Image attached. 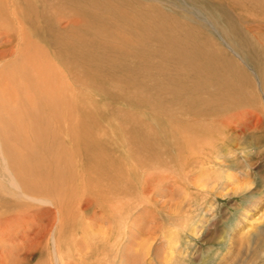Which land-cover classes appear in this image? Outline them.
<instances>
[{
    "label": "bare ground",
    "instance_id": "bare-ground-1",
    "mask_svg": "<svg viewBox=\"0 0 264 264\" xmlns=\"http://www.w3.org/2000/svg\"><path fill=\"white\" fill-rule=\"evenodd\" d=\"M212 1L228 7L233 28L237 23L246 31L236 40L245 55L264 53V0ZM176 15L147 1L0 0L3 209L22 211L19 196L47 203L51 199L42 198L48 194L67 203L65 191L72 190L84 211L98 206L102 215L114 216L122 207L109 204L103 212L102 206L126 195L127 177L143 163L154 159L164 168L163 156L172 164L188 162L177 153L196 139L184 133L212 128L208 122L200 127L203 118L219 124L216 116L233 109L236 81L217 46ZM99 98L125 108L108 109ZM77 155L83 173L73 184L72 169L62 165ZM18 217L0 221V235H9L17 221L23 225ZM68 257L59 251L58 264L69 263Z\"/></svg>",
    "mask_w": 264,
    "mask_h": 264
},
{
    "label": "rangeland",
    "instance_id": "rangeland-1",
    "mask_svg": "<svg viewBox=\"0 0 264 264\" xmlns=\"http://www.w3.org/2000/svg\"><path fill=\"white\" fill-rule=\"evenodd\" d=\"M133 1H147L163 12L185 16L190 20H185L187 24L199 28L210 45L217 46L227 60L223 65L233 68L236 77L229 102L234 110L219 113L217 122L224 123L215 126L213 119L203 118L200 127L210 123L212 128H203L209 135L184 133L196 139L189 149L177 153L184 157L181 160L188 157V162L172 164L163 156L164 168L153 159L129 174L126 195L118 194L102 206L103 212L109 204L112 210L122 207L114 216L102 215L98 206L84 211L72 190L65 191L67 203L45 194L40 198L51 201L16 197L22 211L0 206V221L8 223L19 213L24 218L23 225L15 222L9 235H0V264H58L59 251L68 254L67 264H264V53L245 55L239 48L241 40H236L246 31L237 23L234 29L228 7L219 8L212 0ZM99 100L108 109L125 108ZM115 149L122 155L120 148ZM168 153L175 157L174 150ZM81 161L77 155L62 165L72 169L73 184L83 173ZM127 171L122 169L124 175ZM145 189L151 191L144 193ZM0 196V202L3 197L8 200L3 193ZM91 221L96 226L93 233L88 229Z\"/></svg>",
    "mask_w": 264,
    "mask_h": 264
}]
</instances>
